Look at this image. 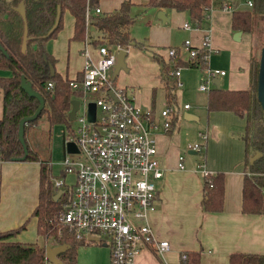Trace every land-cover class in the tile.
Segmentation results:
<instances>
[{
    "label": "crops",
    "instance_id": "obj_1",
    "mask_svg": "<svg viewBox=\"0 0 264 264\" xmlns=\"http://www.w3.org/2000/svg\"><path fill=\"white\" fill-rule=\"evenodd\" d=\"M121 1L97 0L96 4L100 6L101 11L92 12V14L112 10L118 7ZM129 1L131 4L143 3L141 0ZM223 1L226 3L225 6L220 5ZM251 1L253 2V0ZM103 4L113 5V8L105 9ZM151 7L156 16H152L151 22L149 21L148 24H151L152 31L154 29L158 31L141 42L146 50L155 52L164 62L168 63L165 51L167 47H179L185 38H190L193 46L200 47L203 37L207 35L209 53L205 65L225 70L223 75H218L214 79V85L210 89L215 87L234 90L251 89L253 32L233 28L231 20L233 9L252 7L248 0H214V4L208 8L206 21L200 26L192 25L191 27L183 26L184 21L191 22L186 10H177L172 7ZM158 9H164L165 14L169 17L164 22L157 16ZM73 29L74 16L66 8L62 13L61 27L54 36L49 37L45 42L46 51L54 58V70L62 78L81 77L84 64L82 52L85 48L93 59L97 57L96 46L91 42L90 36L96 33L94 26L92 24L86 26L81 38H73ZM128 46L125 47L126 51ZM70 53H75L80 61L78 63L70 62ZM135 53L146 60L139 51L135 50ZM178 60L181 62L179 63L181 66L180 81L182 85L186 84L187 86L189 72L194 73L189 69L198 68L199 71L201 69L189 66L182 57ZM126 63L129 64L126 71L130 69L129 74H131L130 60L127 59ZM154 65L157 71L152 72V76L143 88L134 89V85H131L129 89L135 103L151 109L152 118L160 119L159 112L154 108L157 89H162L167 106L174 108L171 116V129L167 132L159 131L154 134L157 144V159L163 168V176L156 181L155 208L149 211L147 216L154 235L159 239L167 240L168 247L162 253L156 252L149 246L143 247L129 264H186L181 255L188 251L198 253V264H229L231 253L264 255V213L242 210L243 178L245 175H250L249 166L246 167V160L249 158V147L245 134L247 117L239 116L230 110L207 111L208 119L204 124L206 130H195L197 137L199 131H204L207 134L204 142L205 159L195 165L192 157H188L186 167L183 165V168H180L178 163L179 156L183 155L181 150L187 148L188 143L195 142V139H189L191 136L187 137L185 133H180L179 129L175 128L174 118L179 108L176 111L175 106H172L176 100V93L174 88L172 89L173 84L170 85L171 80L166 76L173 93L172 101L167 102L166 90L159 79V67L155 61ZM9 74V70L0 69V75ZM121 75L122 82L129 83L131 76L125 73ZM216 79L218 86L215 84ZM118 87L123 91L127 89L122 85ZM208 91L204 100L205 109ZM75 97L74 95L73 98ZM133 99L132 101H134ZM89 103L93 102L86 103V113ZM188 109L190 107L183 110ZM2 112L3 91L0 88V118ZM42 119L44 118L42 117ZM233 126L236 130L235 128L232 130ZM225 141L229 143V147L226 154L222 155L223 151L219 149V145ZM219 151L221 154L218 157ZM187 152L195 154L188 149ZM183 160L184 156L180 162L182 163ZM50 167L53 175L52 164ZM61 169L62 165L58 168L60 175L62 174ZM202 170L223 173V201L219 211L201 209ZM65 178L72 180V173L65 175ZM38 192L39 163L37 161L0 159V231L16 228L25 223V228L19 231L13 239L25 243L43 241L36 231V217L31 216L32 210L38 202ZM48 242H51L50 246L55 245L52 238H49ZM107 264H109V250Z\"/></svg>",
    "mask_w": 264,
    "mask_h": 264
},
{
    "label": "trees",
    "instance_id": "obj_2",
    "mask_svg": "<svg viewBox=\"0 0 264 264\" xmlns=\"http://www.w3.org/2000/svg\"><path fill=\"white\" fill-rule=\"evenodd\" d=\"M19 1L0 0V46L2 47L0 49V69L10 71L9 75H0V88L3 91V112L0 118V159L30 160L39 163L38 202L31 216L36 217V231L43 241L25 243L13 239L19 231L25 228V223L16 228L0 231V264H46L44 254L49 238L54 240L55 245L67 244V247L57 254L60 264H76L77 250L85 243L75 239L72 232L60 221L64 197L60 195L57 199H53L56 188L51 177L48 130L56 123H69L70 100L79 92L71 89L68 81L64 80L55 70L50 75L49 64L54 65V58L46 51L45 42L61 27L62 13L66 8L74 16L72 36L81 38L86 29L85 8L87 5H95L97 0H23L25 20L15 8ZM144 3L158 8L172 7L177 10H186L193 25L200 26L206 21L208 8L214 4V0H146ZM130 4L129 0H122L119 6L112 10L100 14H89V23L94 26L96 35L102 37L101 42L119 43L124 47L141 44V42L134 41L129 32V26L134 20L129 12ZM222 4L226 5L224 1L220 3ZM58 12L56 27L46 34ZM263 19L264 0H253L252 7L248 9L232 10V27L235 29L254 32L259 20ZM24 23L27 25V42L25 51L21 52ZM260 31L256 29V33ZM90 36L92 37L93 34ZM151 55L159 63V79L166 90L167 102H170L173 99V93L165 75L168 63L164 62L155 52ZM196 58L200 62L202 52H199ZM175 63L179 65L181 62L176 60ZM191 65L198 67L196 64ZM257 69L258 62L253 63L252 59L250 90L219 87L210 89L206 109L207 111L230 110L239 116L247 117L250 126L247 146L253 153L260 151L261 155L252 162L247 160L250 175H245L243 178L242 210L264 213L262 193L264 184L260 182V176L264 174V117L256 99ZM21 76L31 82L33 89L38 91L44 100V106L38 116L23 126L26 153L18 140V122L21 117L32 114L39 102L36 97L28 95L20 87ZM47 81H52V88L46 87ZM42 117L48 124L47 128L39 127L38 120ZM202 188L201 209L219 211L223 201V173L214 172L203 177ZM182 260L186 264H198V253L188 251ZM262 262H264V255L261 254L231 253L229 255V264H261Z\"/></svg>",
    "mask_w": 264,
    "mask_h": 264
},
{
    "label": "built area",
    "instance_id": "obj_3",
    "mask_svg": "<svg viewBox=\"0 0 264 264\" xmlns=\"http://www.w3.org/2000/svg\"><path fill=\"white\" fill-rule=\"evenodd\" d=\"M248 3L252 4V1L248 0ZM100 11L98 4L86 6V26L90 24L89 14ZM192 25L190 21L183 22L184 27ZM120 48L125 47L119 43L101 42L95 48V59L85 48L81 77L63 78L71 89L79 92L75 95L79 104L72 119L77 124L68 137L76 151L69 152L71 156L61 163L62 176L52 178L56 190L62 189L60 195L64 197L60 221L75 239L85 244L105 245L109 250V264H129L146 246L158 253L168 247L167 240L154 235L147 216L155 208L156 181L163 176L154 134L171 129L174 108L165 107L159 113L160 119H155L151 109H143L123 96V90L115 84L113 77ZM165 51L169 60L165 75L177 87L182 86L181 66L175 63L180 57L189 66L196 64L201 69L198 90H210L214 79L225 73V70L205 65L209 53L207 35L200 47L193 46L190 38H185L179 47L169 46ZM199 52H202L200 62L196 58ZM52 85V81H47V88ZM89 94L91 98H88ZM88 101L95 106L93 119L87 118ZM182 107L187 109L190 104L183 103ZM198 138L199 141L187 144L189 151L198 153L201 150L206 132L199 131ZM181 159L179 156L178 166L183 168ZM68 173H72V180L65 179ZM201 173L203 177L212 174L205 170ZM262 193L264 195V187ZM181 258H185L184 253ZM45 261L52 264L46 258Z\"/></svg>",
    "mask_w": 264,
    "mask_h": 264
},
{
    "label": "rangeland",
    "instance_id": "obj_4",
    "mask_svg": "<svg viewBox=\"0 0 264 264\" xmlns=\"http://www.w3.org/2000/svg\"><path fill=\"white\" fill-rule=\"evenodd\" d=\"M143 3H133L130 4L129 12L133 16L134 20L130 24L129 32L130 35L134 38V41L136 42H144L146 38H148L150 35H155L157 33V29L151 30V24H148V22H151L152 16L155 15V12L151 6L146 5L144 2L145 0H141ZM101 3V2H100ZM103 7L105 9H111L113 8V5H107L103 4ZM156 16V15H155ZM167 23V22H166ZM165 23V24H166ZM256 29H260V32L256 33ZM255 31L253 32V47H252V59L253 63L258 62L259 60V54H260V48L264 46V19L259 20L258 25L256 27ZM93 39V45L97 46V43L102 41V37H98L96 33L93 34L91 37ZM79 46V44H78ZM142 48H140V47ZM139 46L136 44H132L128 46L127 54L124 57V61L126 63V60H130V67L128 71L119 70L118 74L115 76V83L117 86H125L127 88L123 91V96L127 99H133L132 92L130 91V86L134 85V89L137 87L140 88L144 86V84L147 83V81L152 76V72L157 69H155L154 61L159 67V63L153 59L152 57V51L146 50L144 48V44L141 43ZM82 49V46L80 47ZM135 50L139 51V53L143 54V56L146 58V60L138 56V54L135 53ZM71 61L72 63H78L80 60L77 58V56L72 53H70ZM132 56V57H131ZM131 57V58H130ZM130 58V59H129ZM126 66L129 68V64L126 63ZM189 70H193L194 73L189 72L190 77L189 81L185 85H182L181 87H177L175 85H172V82L170 81V85H172V89L174 88V92L176 93V100L175 103H173L172 106H175L176 116L174 118V125L175 128L179 129L180 133H185L186 136L190 137L189 139L195 141H198V137L195 134V130H206L205 129V123L207 122V110L205 109L204 100L207 94V91H200L197 89V84L199 80V76L201 75V70L199 71L198 68H190ZM7 72V71H6ZM127 74L130 75V81L129 83H123L121 80V74ZM200 74V75H199ZM88 98H91L92 95H87ZM155 110H157L159 113L161 110H163L167 104L163 97V91L162 89H157L155 93ZM134 100V99H133ZM135 102V100H134ZM184 102H188L190 104V109L184 111L182 108V105ZM139 104V103H138ZM141 105V104H139ZM143 109H146L147 107L140 106ZM184 112L193 114L197 117V120L195 119H186L183 115ZM39 127L47 128L48 124L47 122L40 118L38 120ZM77 124L76 120H69V123H56L51 126L49 131L50 134V152H51V164H52V170H53V178H60L62 175L58 174V168L61 165V163L64 161V159L67 156H71L70 153L67 152L66 149V142L68 141V137L70 136L71 129H75ZM235 127H232V130ZM236 130V128H235ZM237 130H240L237 128ZM246 130V129H244ZM46 132V130H44ZM194 133V135H192ZM246 134V140L248 143V140L250 138V126L247 123V131ZM202 145L201 150L198 153L195 154H189L187 152V148L181 150L183 151L184 160L182 161V164L187 165V158L192 157L193 163L197 165L198 163H201L204 161V146ZM229 143L227 141L222 142L219 145V149L223 151V154H226L228 151ZM220 151L218 152V157L220 156ZM253 154L251 149L249 148V158ZM221 155V156H222ZM229 155V153H228ZM230 156V155H229ZM248 158V161H249ZM248 161L246 160V167L248 168ZM51 176V177H52ZM68 180L69 178H65ZM260 182L262 185L264 184V174L260 176ZM51 239V238H50ZM47 244H51V242H47ZM107 247L105 245H97L92 243H87L79 246L77 250V262L76 264H107Z\"/></svg>",
    "mask_w": 264,
    "mask_h": 264
},
{
    "label": "water",
    "instance_id": "obj_5",
    "mask_svg": "<svg viewBox=\"0 0 264 264\" xmlns=\"http://www.w3.org/2000/svg\"><path fill=\"white\" fill-rule=\"evenodd\" d=\"M16 10L21 14L23 19L25 20V9H24V1L20 0L17 5L15 6ZM157 16L161 19L162 22L167 20L169 17L165 14L164 9H158L157 10ZM59 18V12L56 14L53 24L50 26L46 34H49L57 25ZM26 42H27V25L24 23L23 27V33H22V41H21V52H24L26 49ZM0 49L2 47L0 46ZM127 54V51L125 48H120L116 55V62L113 66V77L117 74L119 69L127 70V66L124 61V57ZM50 69V75L53 74V66L49 64ZM216 86H218V80H215ZM20 87L30 96H34L38 99V106L34 110V112L28 116H23L19 119L18 122V130H17V136L18 140L21 143L23 147L24 153L27 152L24 139H23V126L26 122L31 121L35 119L39 112L41 111L42 107L44 106V100L43 97L40 95V93L33 89L32 84L29 80H26L24 76H21L20 78ZM109 93H111L109 91ZM256 99L260 104L261 110L263 112L264 117V46L260 48V54H259V60H258V69H257V82H256ZM79 100L77 98H72L70 100V110L68 111V118L69 120H72L75 115V111L78 108ZM95 113V107L93 103H89L87 106V118L93 119ZM186 119H196V116L187 112H184L183 115ZM66 149L67 152H75L76 148L72 141L66 142ZM261 155L260 151H255L249 158V162H252L253 160L257 159ZM62 189H58L56 193L53 195V199H57L59 195L61 194ZM67 247V244L61 243L54 246L46 245L45 246V258L48 259L52 264H60V260L57 257V254L61 251H63ZM261 264H264L262 262Z\"/></svg>",
    "mask_w": 264,
    "mask_h": 264
}]
</instances>
